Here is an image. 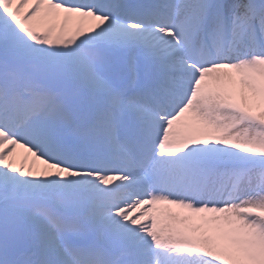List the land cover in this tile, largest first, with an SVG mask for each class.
<instances>
[{
	"label": "snow or ice",
	"instance_id": "6c2138e0",
	"mask_svg": "<svg viewBox=\"0 0 264 264\" xmlns=\"http://www.w3.org/2000/svg\"><path fill=\"white\" fill-rule=\"evenodd\" d=\"M0 264H264V0H0Z\"/></svg>",
	"mask_w": 264,
	"mask_h": 264
},
{
	"label": "bare ground",
	"instance_id": "6f19581e",
	"mask_svg": "<svg viewBox=\"0 0 264 264\" xmlns=\"http://www.w3.org/2000/svg\"><path fill=\"white\" fill-rule=\"evenodd\" d=\"M20 151L22 152V150H20ZM17 163H20V160L19 159L17 160Z\"/></svg>",
	"mask_w": 264,
	"mask_h": 264
}]
</instances>
